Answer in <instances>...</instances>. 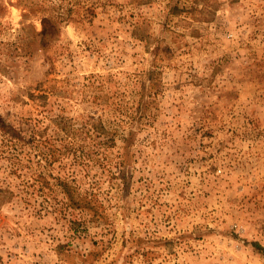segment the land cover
<instances>
[{
	"label": "rangeland",
	"instance_id": "obj_1",
	"mask_svg": "<svg viewBox=\"0 0 264 264\" xmlns=\"http://www.w3.org/2000/svg\"><path fill=\"white\" fill-rule=\"evenodd\" d=\"M0 264H264V0H0Z\"/></svg>",
	"mask_w": 264,
	"mask_h": 264
},
{
	"label": "bare ground",
	"instance_id": "obj_2",
	"mask_svg": "<svg viewBox=\"0 0 264 264\" xmlns=\"http://www.w3.org/2000/svg\"><path fill=\"white\" fill-rule=\"evenodd\" d=\"M14 11H15L14 13H15L16 15H18V13H17V9H14Z\"/></svg>",
	"mask_w": 264,
	"mask_h": 264
}]
</instances>
